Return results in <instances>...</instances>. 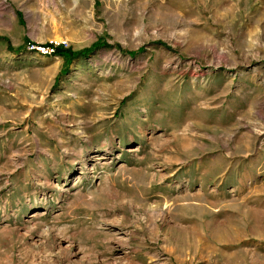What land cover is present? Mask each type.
I'll list each match as a JSON object with an SVG mask.
<instances>
[{"label": "rangeland", "instance_id": "rangeland-1", "mask_svg": "<svg viewBox=\"0 0 264 264\" xmlns=\"http://www.w3.org/2000/svg\"><path fill=\"white\" fill-rule=\"evenodd\" d=\"M0 264H264V0H0Z\"/></svg>", "mask_w": 264, "mask_h": 264}, {"label": "built area", "instance_id": "built-area-1", "mask_svg": "<svg viewBox=\"0 0 264 264\" xmlns=\"http://www.w3.org/2000/svg\"><path fill=\"white\" fill-rule=\"evenodd\" d=\"M37 49V51H39V52H41V53H43V54H46V53H51V52H53V48H51V47H40V48H36Z\"/></svg>", "mask_w": 264, "mask_h": 264}, {"label": "trees", "instance_id": "trees-1", "mask_svg": "<svg viewBox=\"0 0 264 264\" xmlns=\"http://www.w3.org/2000/svg\"><path fill=\"white\" fill-rule=\"evenodd\" d=\"M55 54H58V55H61V56H64V57H66V56L70 57V54L68 52L63 51L62 48H57L56 51H55ZM82 54H84V53H82Z\"/></svg>", "mask_w": 264, "mask_h": 264}]
</instances>
